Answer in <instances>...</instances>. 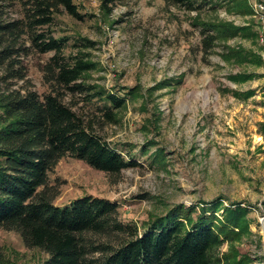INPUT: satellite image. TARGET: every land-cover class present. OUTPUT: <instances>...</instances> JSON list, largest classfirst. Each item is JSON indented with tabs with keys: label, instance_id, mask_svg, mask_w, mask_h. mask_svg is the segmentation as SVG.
I'll return each mask as SVG.
<instances>
[{
	"label": "rangeland",
	"instance_id": "rangeland-1",
	"mask_svg": "<svg viewBox=\"0 0 264 264\" xmlns=\"http://www.w3.org/2000/svg\"><path fill=\"white\" fill-rule=\"evenodd\" d=\"M102 1L74 0L82 18L60 12L53 33L67 38V52L89 53L96 67L86 83L125 95L118 122L104 117L99 132L124 153L131 150L139 165L113 182L65 156L50 173L60 187L55 202L86 194L117 201L121 218L140 231L178 205L198 211L205 205L223 218L224 207L239 203L247 210L217 248L216 264H264V40L255 11L264 0H193L197 10L186 0H115L110 10ZM86 40L93 45L73 46ZM51 54L24 58L39 91L46 89L42 67ZM75 99L93 113L95 103ZM0 245L11 264L48 256L14 230L0 228Z\"/></svg>",
	"mask_w": 264,
	"mask_h": 264
},
{
	"label": "trees",
	"instance_id": "trees-1",
	"mask_svg": "<svg viewBox=\"0 0 264 264\" xmlns=\"http://www.w3.org/2000/svg\"><path fill=\"white\" fill-rule=\"evenodd\" d=\"M114 1L102 6L110 10ZM186 1L192 9L201 6ZM62 11L82 18L74 0H0V228L46 252L39 264H216L217 248L247 210L239 203L224 207L223 218L206 213L205 205L199 211L178 205L140 231L121 218L117 201L86 194L55 202L60 187L50 173L65 156L106 172L113 182L139 165L131 150L124 153L100 134L104 117L118 122L126 98L86 83L96 64L81 48L67 52V38L54 35ZM80 45L93 43L73 44ZM31 52L52 53L42 67L44 91L27 77L24 58ZM77 96L85 105L95 103L92 114ZM0 264H11L1 245Z\"/></svg>",
	"mask_w": 264,
	"mask_h": 264
},
{
	"label": "built area",
	"instance_id": "built-area-1",
	"mask_svg": "<svg viewBox=\"0 0 264 264\" xmlns=\"http://www.w3.org/2000/svg\"><path fill=\"white\" fill-rule=\"evenodd\" d=\"M255 11H257L260 14V20H261V25L258 26L259 33L264 40V3L259 2L256 3L255 6Z\"/></svg>",
	"mask_w": 264,
	"mask_h": 264
}]
</instances>
